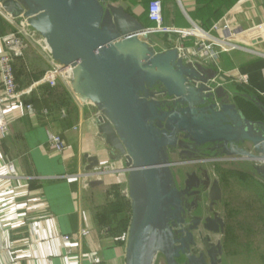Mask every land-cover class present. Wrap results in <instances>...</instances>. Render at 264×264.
I'll use <instances>...</instances> for the list:
<instances>
[{
  "label": "water",
  "instance_id": "95a60500",
  "mask_svg": "<svg viewBox=\"0 0 264 264\" xmlns=\"http://www.w3.org/2000/svg\"><path fill=\"white\" fill-rule=\"evenodd\" d=\"M0 10L25 21L51 61L70 67L64 81L76 98L98 110L110 164L101 168L97 157L83 154L78 176L124 173V264H155L158 256L164 264H220L221 243L211 241L224 231L214 211L219 180L201 166L177 175V185L173 168L248 161L264 182L262 102L252 98L262 118L248 119L218 83L214 64L186 58L178 46L155 50L150 29L121 5L0 0Z\"/></svg>",
  "mask_w": 264,
  "mask_h": 264
},
{
  "label": "crops",
  "instance_id": "0c3cea01",
  "mask_svg": "<svg viewBox=\"0 0 264 264\" xmlns=\"http://www.w3.org/2000/svg\"><path fill=\"white\" fill-rule=\"evenodd\" d=\"M105 1L123 6L142 23L127 6L143 0L128 5ZM175 1L170 5L161 0L164 25L189 29L193 23L199 27L190 18L198 2ZM208 1V6H202L200 21L213 36L219 32L212 27L225 22L242 31L234 40L240 48L219 53L214 61H207L190 55L195 42L192 36L176 34L175 43L164 49L158 48L154 41L152 44L157 51L183 46L186 58L207 67L214 64L218 83L234 93L237 108L248 119H260L252 98L259 99L264 106V0ZM167 3L169 8L165 6ZM16 23L0 10V38L13 32ZM252 27L259 28L247 33ZM28 41L29 49L13 58V68L17 88L24 90L31 86V92L2 103L7 134L0 136V264H124L130 219V202L122 195L124 173L78 176L83 154L97 157L101 168L110 164L109 149L97 133L98 110L93 104L80 102L63 80H57L52 87L39 82L52 62L41 48L40 39L33 36ZM3 52L5 48L0 41V54ZM34 102L38 105H32ZM26 103L31 104L32 114L26 111ZM49 132L66 141L67 149L62 154L49 150ZM9 164L13 165L14 174L9 172ZM240 164L216 161L192 165L206 167L210 177L219 180L221 202L217 212L224 222V233L212 235L211 239L221 243L220 264L242 260L243 240L251 241L253 234V229L248 230L253 228V196L237 195L233 184L239 179H222L217 173V170L224 171V175L246 173ZM93 181L97 184L87 185ZM120 184L122 189L118 193ZM81 230L88 234L81 236ZM62 235L69 236L67 244L60 239Z\"/></svg>",
  "mask_w": 264,
  "mask_h": 264
},
{
  "label": "built area",
  "instance_id": "2783aa9c",
  "mask_svg": "<svg viewBox=\"0 0 264 264\" xmlns=\"http://www.w3.org/2000/svg\"><path fill=\"white\" fill-rule=\"evenodd\" d=\"M146 15L148 22L152 24V27H149L150 32L152 33H175L181 37L192 36L195 42L190 48V55L193 57L200 56L203 60L214 61L219 53L240 48L234 40L237 35L243 32L232 28L228 22L223 23L219 27H212V29L219 32L218 36H213L209 31H204L201 28L194 26L189 29L165 26L163 24L161 0H151L146 7ZM6 17L8 20L13 21L10 17ZM256 28L259 27L249 28L247 33L252 34L256 31ZM196 29L199 30V33L195 31ZM29 38H33V35L27 29V25L24 20H20L16 23L13 32L0 38V41L5 48V52L0 54V85L2 89V94L0 95L1 137L7 134V124L4 119L2 103L9 100L19 99L31 92V86L24 90H19L17 88L13 71V58L23 55V53L29 49ZM178 48L179 51L185 53L183 46H178ZM69 72V66L59 68L56 63L52 62L51 67L43 73L39 82L52 87L56 84L57 80L64 81V75ZM24 107L29 114L34 112L30 103H26ZM47 145L49 150L56 154H62L67 149L66 141L59 134L52 132L47 134ZM8 170L11 174H14V167L12 164L8 165ZM87 234L88 231L86 230L80 231L81 236H86ZM60 239L65 244L69 242L68 235H62L60 236Z\"/></svg>",
  "mask_w": 264,
  "mask_h": 264
},
{
  "label": "rangeland",
  "instance_id": "374dc122",
  "mask_svg": "<svg viewBox=\"0 0 264 264\" xmlns=\"http://www.w3.org/2000/svg\"><path fill=\"white\" fill-rule=\"evenodd\" d=\"M113 1L123 2L125 5H128L127 4L128 0H113ZM150 1L151 0H143L140 3H137L138 6L135 4H132V5H128L127 7L128 8L130 7L129 9L135 15H137V17L142 21V23L152 27V25L147 21V18H146V7ZM165 2L170 3V5L171 4L173 5L175 4L176 1L175 0H172V1L165 0ZM168 3L167 5H165L167 8H169ZM163 24H165V21L163 22ZM200 28L204 31H208L209 29V27L205 26V24L202 25V27ZM175 35H176L175 33H152L151 35H149L148 39H149V42L151 43L154 41L158 48L164 49L175 43L174 42V39L176 37ZM48 68L49 66L46 67V69ZM170 156L174 158L175 155H173V153H170ZM240 165L243 166L242 168H245L243 171L246 173L244 174L239 173V175L238 174L234 175L233 173L229 174L227 172L224 175V171L217 170L218 171L217 173H219L222 179L224 177L227 179H231V180L232 178L239 179L238 183L233 184L234 192L237 195L253 196V228H250L249 226L246 227V228L249 227L248 230L253 229V234L252 236H250L251 241H248L247 239L243 240L242 246L245 247V250L247 249V252L245 253V250H244V253H243L244 256L242 257V260L241 259L233 260V263L235 264H239V263L241 264H264V182L257 175L256 170H255L256 165L254 162L253 163L248 162V161L242 162V164ZM240 165H239V168H240ZM194 169L197 170V166H192V164H190V165H184L181 167H175L174 172L177 171L176 174L180 176L181 173H183L184 171H191ZM177 175H176L175 181L177 185H180L181 183ZM241 180H244V181L242 182ZM240 181H241V184H240ZM121 184L123 185V182ZM121 184L119 185L120 187L117 188L118 193L119 191L121 192V189H122ZM217 206L218 204L216 205L214 211L218 214ZM115 207L117 208L116 205ZM216 240L211 239L212 242H215ZM155 264H164V261L161 256L157 257Z\"/></svg>",
  "mask_w": 264,
  "mask_h": 264
},
{
  "label": "trees",
  "instance_id": "16d2710c",
  "mask_svg": "<svg viewBox=\"0 0 264 264\" xmlns=\"http://www.w3.org/2000/svg\"><path fill=\"white\" fill-rule=\"evenodd\" d=\"M140 1H142V0H128V4L130 3V4H132V3H136V2H140ZM197 2H198V4H197V8H196V10H195V12L192 14V15H190V18L199 26V27H202V25H204L203 23V21H200V19L198 18V17H202V13H203V11H202V6H208V3H209V1L208 0H196ZM211 1V0H210ZM210 6H212V5H210ZM146 18H147V15H146ZM183 28H185V27H183ZM186 28H189V27H186ZM192 40H193V38H192ZM194 41V40H193ZM13 71H14V68H13ZM32 105H34V106H36V105H38L36 102H34Z\"/></svg>",
  "mask_w": 264,
  "mask_h": 264
},
{
  "label": "flooded vegetation",
  "instance_id": "af4514ba",
  "mask_svg": "<svg viewBox=\"0 0 264 264\" xmlns=\"http://www.w3.org/2000/svg\"><path fill=\"white\" fill-rule=\"evenodd\" d=\"M173 169H175V167H174ZM174 174H175V176L177 175L176 172H174ZM223 223H224V222H223ZM223 233H224V231H223Z\"/></svg>",
  "mask_w": 264,
  "mask_h": 264
},
{
  "label": "bare ground",
  "instance_id": "6f19581e",
  "mask_svg": "<svg viewBox=\"0 0 264 264\" xmlns=\"http://www.w3.org/2000/svg\"><path fill=\"white\" fill-rule=\"evenodd\" d=\"M195 31L199 33V30L196 29Z\"/></svg>",
  "mask_w": 264,
  "mask_h": 264
}]
</instances>
